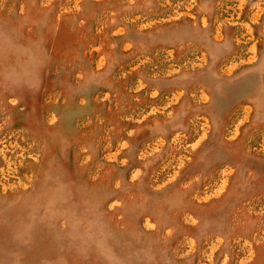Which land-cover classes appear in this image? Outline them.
<instances>
[{"label": "rangeland", "instance_id": "374dc122", "mask_svg": "<svg viewBox=\"0 0 264 264\" xmlns=\"http://www.w3.org/2000/svg\"><path fill=\"white\" fill-rule=\"evenodd\" d=\"M0 264H264V0H0Z\"/></svg>", "mask_w": 264, "mask_h": 264}]
</instances>
